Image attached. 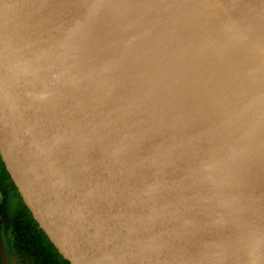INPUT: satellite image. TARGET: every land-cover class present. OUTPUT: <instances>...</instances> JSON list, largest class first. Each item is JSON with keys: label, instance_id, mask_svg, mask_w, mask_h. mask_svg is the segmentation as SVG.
Masks as SVG:
<instances>
[{"label": "water", "instance_id": "water-1", "mask_svg": "<svg viewBox=\"0 0 264 264\" xmlns=\"http://www.w3.org/2000/svg\"><path fill=\"white\" fill-rule=\"evenodd\" d=\"M103 1L108 30L0 0V155L34 218L71 264H264V0Z\"/></svg>", "mask_w": 264, "mask_h": 264}, {"label": "flooded vegetation", "instance_id": "flooded-vegetation-1", "mask_svg": "<svg viewBox=\"0 0 264 264\" xmlns=\"http://www.w3.org/2000/svg\"><path fill=\"white\" fill-rule=\"evenodd\" d=\"M39 228L0 155V264H66Z\"/></svg>", "mask_w": 264, "mask_h": 264}, {"label": "bare ground", "instance_id": "bare-ground-1", "mask_svg": "<svg viewBox=\"0 0 264 264\" xmlns=\"http://www.w3.org/2000/svg\"><path fill=\"white\" fill-rule=\"evenodd\" d=\"M158 1L162 5L163 11L174 18L178 17L182 21L187 22V20L190 21L191 19H197L198 17V9L195 0ZM84 2L92 6L94 10L101 9L104 4L103 0H84ZM99 12L102 13L101 20H99L98 25H96L99 29L108 30L122 22V20L113 15L109 9H101ZM247 31L264 46V14L259 10L254 11ZM256 187L262 194H264V175L257 180Z\"/></svg>", "mask_w": 264, "mask_h": 264}, {"label": "trees", "instance_id": "trees-1", "mask_svg": "<svg viewBox=\"0 0 264 264\" xmlns=\"http://www.w3.org/2000/svg\"><path fill=\"white\" fill-rule=\"evenodd\" d=\"M39 230H41L40 228H39ZM48 242L50 243V241L48 240ZM52 246H53V248L55 249V251H57V249H56V247L52 244V243H50ZM65 263L66 264H71L70 262H68V261H65Z\"/></svg>", "mask_w": 264, "mask_h": 264}]
</instances>
